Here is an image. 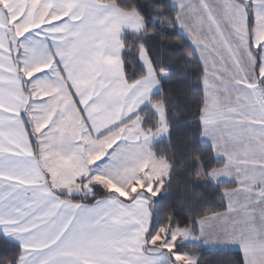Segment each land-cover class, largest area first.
I'll return each mask as SVG.
<instances>
[{"label":"snow or ice","instance_id":"1","mask_svg":"<svg viewBox=\"0 0 264 264\" xmlns=\"http://www.w3.org/2000/svg\"><path fill=\"white\" fill-rule=\"evenodd\" d=\"M85 8V0H35L11 24L19 7L0 12V264H125L114 202L93 184L80 190L90 204L73 203L80 193L56 180L69 171L58 158L83 148L68 107L42 123L46 109L36 101L48 97L32 94L59 93V79L44 76L58 73L73 103L83 100Z\"/></svg>","mask_w":264,"mask_h":264},{"label":"crops","instance_id":"2","mask_svg":"<svg viewBox=\"0 0 264 264\" xmlns=\"http://www.w3.org/2000/svg\"><path fill=\"white\" fill-rule=\"evenodd\" d=\"M248 2L252 5L254 19L250 35L245 12ZM172 3L177 9L178 28L192 45L203 69L201 140L211 146L214 158L223 161V166L212 169L206 177L211 182L235 184L233 189L223 192L226 203L224 211L196 221L197 234L191 233V243H199L207 249L238 250L244 264H264V57L261 44L264 40V0H172ZM142 30L143 27L138 31ZM254 49L260 50L257 69L253 59ZM121 52L122 43L120 59L117 46L114 49V60L119 66L122 80L120 87L127 84L122 72ZM98 56L101 57V54ZM142 56L149 62L146 53ZM260 78L263 80L260 81ZM157 88L158 82L154 89L136 91L126 103L128 114L119 120L114 117L112 109L110 115L99 114L94 118L93 112L91 114L86 107H78L82 101L73 103L82 120L67 122L82 137L83 161L78 167L74 165L75 156L81 157L79 153L59 157L60 163L80 176L85 174L82 172L83 167L85 171L88 170L89 176L84 175L82 178L84 182L96 179L105 167L112 176L137 175L140 181L144 179L148 174V165L131 164L126 153L131 143L136 144L137 140L128 141L121 151L122 155H119V160L128 162L121 173L109 171V165H106L109 158L104 156L102 146L105 144L111 149L108 145L115 144L110 139L112 134L124 126L125 122L132 120L130 117L143 105V101H149ZM112 104H115L114 99ZM94 109L100 112L104 110L99 107ZM106 109L108 111V106ZM87 114L90 115L88 118ZM47 122V119L42 120V123ZM48 135L46 131L44 136ZM132 153L135 156V151ZM153 158L151 162L155 165L154 155ZM153 165H149L151 170H154ZM117 166H114L115 169ZM93 184L102 187L99 183L91 182L87 189ZM110 185V188H106L110 193L101 198L114 202L113 211L120 223L121 238L125 241V251L121 254L125 264H169L165 253L148 245L146 233L150 208L147 199L139 195L125 198L112 190L118 186ZM83 196L79 194V197ZM80 202L76 200L73 203Z\"/></svg>","mask_w":264,"mask_h":264},{"label":"trees","instance_id":"3","mask_svg":"<svg viewBox=\"0 0 264 264\" xmlns=\"http://www.w3.org/2000/svg\"><path fill=\"white\" fill-rule=\"evenodd\" d=\"M114 3L120 10L135 11L143 22V30L124 31L121 36V64L128 84L146 76L140 61L145 52L157 74H167L166 80L154 91L148 104H143L130 118L138 117L142 129L155 132L158 116L151 103L161 102L164 110L167 137L151 144L154 156L163 159L168 172L158 194L149 199L150 219L146 233L149 240L165 229L187 228L197 234L199 218L220 213L226 209L223 192L233 189V182H211L207 174L223 166L214 158L210 145L202 142V107L204 104L203 69L196 53L179 30L177 9L172 0H99ZM248 34L254 19L252 5L245 6ZM258 68L260 50L253 52ZM97 197L109 194L97 186ZM84 203L92 201L79 197ZM174 253L195 256V264H244L238 250L207 249L199 243H177Z\"/></svg>","mask_w":264,"mask_h":264},{"label":"rangeland","instance_id":"4","mask_svg":"<svg viewBox=\"0 0 264 264\" xmlns=\"http://www.w3.org/2000/svg\"><path fill=\"white\" fill-rule=\"evenodd\" d=\"M85 2L86 8L84 9V13L86 16V27L80 38V45L86 49V56L83 59L84 70L78 78L80 90L86 92L82 103L87 104L86 110L89 112L91 111V114L93 112L94 118L95 115L97 116L99 114L105 116L107 114L110 115V110L112 109L114 117L119 120V118L128 114L126 103L128 99L137 93L136 91L154 89L157 82L159 88L160 82L166 80L167 74L163 72H161V74H157L153 70L151 63L147 61V58L142 56L145 52H142L140 57L141 62L146 69V76L134 82L133 86H129L130 84L127 83L120 87L122 80H120L119 66L116 65L114 60V49L115 46H117L118 59H120V37L124 31L140 30L143 27L142 20L135 11L120 10L115 6V4L108 5L107 3H103L99 0H85ZM26 3H32L34 9L35 0H15V2H13V0H6L5 4H0V12H10L12 9L19 7V12H16L15 15L9 16L8 22L11 24L12 21L15 20L16 15H19L20 12L23 11ZM111 7L114 8L111 9ZM31 14L32 10L29 11V23L27 26H31ZM42 14L43 13H41V15ZM37 22H40L39 19ZM261 44L263 51L262 56L264 57V40ZM99 53L101 54V57L98 56ZM53 68L55 69V66H53ZM44 76L49 79H59L61 90L57 93L55 88H47L43 91L37 89L35 93H32L36 96L43 95L48 97L47 100L36 101L37 106L46 109V114L43 119L49 120L53 113H56L59 116L60 110L67 106L69 109L66 117L67 120H82L76 106L73 104L72 97L69 95L68 89L63 87V78H59L58 73L55 76H49V74H44ZM112 93L115 94L112 96ZM256 98L259 100V97ZM113 99L115 100V104H112ZM148 103L149 101H143V104ZM102 105L105 107L102 108ZM150 105L158 116V124L155 132H148L142 129L139 118L135 117L131 121L125 122V125H128L126 128L124 125L119 127L117 131L114 130L116 132L112 134L110 139L114 140L115 144L112 146L108 145L111 149L104 146L105 144L102 146L104 149V156L109 158L108 162L105 160V163L107 162L106 165H109V171L111 170L113 172L117 171L121 173L123 167H126L128 164L126 161H124V164L122 160H119V157L122 155L121 151L125 145L128 144V141L137 140L136 144L131 143V148L127 150L126 153L130 158L131 164H135L136 166L140 164L142 166L144 163L148 165V174H146L144 179H141L140 181L137 179V175L112 176L111 172L109 173L106 171L108 168L105 167L104 171L99 169L103 173L99 175L97 174L96 179H93L92 181L85 180L84 182L82 178L84 175L89 176V172L88 170L85 171V168L83 167L82 172H85L83 176H80L78 173L76 174L74 171L67 168L69 170L67 175L57 176V182L70 186V189L77 190L80 195H84V193L80 190L87 189L88 184L93 182L99 183L102 186L101 188L105 189V191L106 188L111 187L110 184H115L118 187L114 189L112 188V190H114L116 194L125 198L134 195H139L144 198H146V195L149 199L155 198L163 180L167 176L168 166L163 159L158 157L156 158V156H154L156 164L153 165L151 158H153L154 154L151 152L150 146L156 141L165 139L168 132L165 125L162 103L155 102ZM107 106L108 111L106 109ZM95 107H99L104 110L100 112V110L97 111L94 109ZM89 116L90 115L86 118ZM137 124H140V126ZM133 151H135V156H133ZM79 153L81 154V157L75 156L76 159L73 162L77 167L83 161L82 151ZM111 159L113 160L111 161ZM64 162L67 163L68 161L64 160ZM61 164L66 167L65 164ZM117 165L121 166V168ZM149 165H153L154 170H151ZM114 166H117V169H115ZM123 180L125 181L121 182ZM119 187L123 188V190H119ZM107 192L110 193L108 190ZM192 239V234L189 229L176 227L173 229L161 230L160 233L155 234L148 240V245L152 246L151 248L154 247V250L165 253L168 256V260L170 262L169 264H195V256L173 252L175 244L191 243Z\"/></svg>","mask_w":264,"mask_h":264},{"label":"built area","instance_id":"5","mask_svg":"<svg viewBox=\"0 0 264 264\" xmlns=\"http://www.w3.org/2000/svg\"><path fill=\"white\" fill-rule=\"evenodd\" d=\"M260 80L262 81V80H263V78H260Z\"/></svg>","mask_w":264,"mask_h":264}]
</instances>
